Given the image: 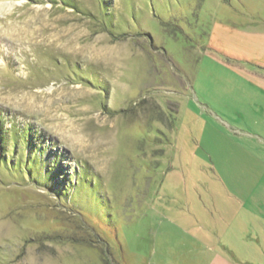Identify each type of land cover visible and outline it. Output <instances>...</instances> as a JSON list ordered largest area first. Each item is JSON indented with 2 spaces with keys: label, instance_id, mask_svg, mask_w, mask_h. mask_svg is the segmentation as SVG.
<instances>
[{
  "label": "rangeland",
  "instance_id": "obj_1",
  "mask_svg": "<svg viewBox=\"0 0 264 264\" xmlns=\"http://www.w3.org/2000/svg\"><path fill=\"white\" fill-rule=\"evenodd\" d=\"M53 1L0 0V264H264V0Z\"/></svg>",
  "mask_w": 264,
  "mask_h": 264
},
{
  "label": "trees",
  "instance_id": "obj_2",
  "mask_svg": "<svg viewBox=\"0 0 264 264\" xmlns=\"http://www.w3.org/2000/svg\"><path fill=\"white\" fill-rule=\"evenodd\" d=\"M58 1L60 2L61 1V4L63 5V6H65V7H69V8H71L72 10H75V9H77L76 8V5L74 4V3H72V0H69V2L68 1H65V0H55V1H53V4H55V5H57L58 4ZM104 1V0H103ZM106 23H103V25H105ZM107 25V24H106ZM108 27V26H107ZM24 134V133H23ZM25 135V134H24ZM24 135L21 137L23 140H24ZM17 141H18V138H16V139H13V144H14V146H15V144L17 145ZM6 141H4V140H2V133H0V154H2V155H4V154H6L7 153V151H4V149H5V146H6ZM4 153V154H3ZM34 153H35V151H34ZM11 154L13 155V152H11ZM1 158H3V157H1ZM17 158V162L18 163H15V165L13 166L14 167V169H19V168H26V174L28 175V173H29V171H30V169H33L34 167H35V165L37 164V161H36V159L34 160V159H31V160H29V161H27V160H25L26 161V163H25V161H23L22 163H21V161L23 160L22 159V157H16ZM2 160V159H1Z\"/></svg>",
  "mask_w": 264,
  "mask_h": 264
}]
</instances>
